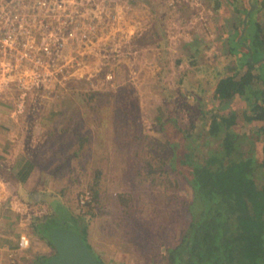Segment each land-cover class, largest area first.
<instances>
[{
	"label": "rangeland",
	"instance_id": "1",
	"mask_svg": "<svg viewBox=\"0 0 264 264\" xmlns=\"http://www.w3.org/2000/svg\"><path fill=\"white\" fill-rule=\"evenodd\" d=\"M245 1L222 0L220 8L216 0H102L108 10L97 34L92 23L78 26L77 12L86 14L73 10L78 0L53 1L68 9L60 13L67 17L64 26L57 19L53 24L50 50L44 49L45 33H33L32 57L21 73L0 77V119L9 139L2 146L11 158L15 151L32 158L36 167L21 211L30 244L1 252L0 264H28L46 249L55 255L32 225L34 215L52 211L47 196L53 192L89 220L88 242L107 264H162L165 246L177 245L187 230L193 189L177 171L171 172L173 185L157 179L153 186L139 169L164 146L160 109L164 118L179 114L184 128L194 120L186 105L196 110L201 96L208 109L240 110V97L216 95L210 76L213 67L226 75L238 67L240 47L229 53L228 41L235 32L240 39L245 5L259 23L257 5L251 0V9ZM166 126L173 137L183 135ZM129 129L141 139L135 141ZM81 135L89 139L80 149ZM2 170L9 175L7 166ZM92 187L99 190L96 197Z\"/></svg>",
	"mask_w": 264,
	"mask_h": 264
},
{
	"label": "trees",
	"instance_id": "2",
	"mask_svg": "<svg viewBox=\"0 0 264 264\" xmlns=\"http://www.w3.org/2000/svg\"><path fill=\"white\" fill-rule=\"evenodd\" d=\"M256 22L251 15L244 25L242 40L235 35L237 32L229 37V53L236 54L240 47V61L234 73L226 75L213 67L212 76L209 75L217 81L216 95L227 99L240 97V110L208 109L203 96H195L199 98L196 110L191 104L186 105L194 120L185 128L179 114L169 112L164 118L159 110L158 118L163 119L160 129L165 128L166 140L155 155L149 153L150 158L139 170L152 178L153 186L157 179L173 185L171 172L177 171L193 189L187 230L177 245L165 246L162 264H261V260L264 264V62L254 63L264 57V29ZM242 42L249 44L254 61ZM237 75L240 77L236 78ZM169 123L183 135L173 137L166 126ZM251 124L254 126L249 127ZM127 131L135 136V141L141 139L139 131L136 135L131 129ZM88 139V135L79 137L80 149ZM118 152L127 159L125 152ZM91 189L96 197L99 190ZM125 196L119 194L124 205L128 201ZM47 197L54 205L51 212L32 217L36 232L54 245L52 230L71 229L81 236L99 264H107L88 242L89 220L74 213L57 193ZM257 242L260 244L256 246ZM52 257L35 256L29 264H45Z\"/></svg>",
	"mask_w": 264,
	"mask_h": 264
},
{
	"label": "built area",
	"instance_id": "3",
	"mask_svg": "<svg viewBox=\"0 0 264 264\" xmlns=\"http://www.w3.org/2000/svg\"><path fill=\"white\" fill-rule=\"evenodd\" d=\"M53 1L59 0H0V77L21 73L24 65L32 57L30 43L36 41L32 37L33 33L44 32L43 42H46L44 49L50 50L49 43H53V24L56 19L65 23L67 17L64 14L63 19L60 13L68 9L65 3L58 4ZM101 1L78 0L73 10L87 14L77 12L82 16L78 19V26L92 23L89 27L97 34L102 28L101 25L105 24L102 12L108 10L100 4ZM64 23L60 26L63 27ZM29 244L27 236L22 235L20 247H27Z\"/></svg>",
	"mask_w": 264,
	"mask_h": 264
},
{
	"label": "crops",
	"instance_id": "4",
	"mask_svg": "<svg viewBox=\"0 0 264 264\" xmlns=\"http://www.w3.org/2000/svg\"><path fill=\"white\" fill-rule=\"evenodd\" d=\"M213 1L215 3V0ZM250 1L251 0H248V5L251 4L249 3ZM252 1L255 2V0ZM221 2L222 0H216V3L219 4L220 8L222 7ZM246 2L247 0L244 2V4H246ZM257 3H255V5H259V7L258 9H256V14L261 12V15L258 14V21L259 24L264 27V1H259ZM215 4H213L212 7L211 4L209 5V12L213 11L212 9ZM240 10H243L242 4H240ZM1 120L2 119H0V252L11 253L20 249V238L25 233L23 232L25 228L22 227V224L25 220L24 218H22L21 211H23L25 208L24 202H29V200L24 199L26 197L25 195L23 196V194L28 193L27 182H29L31 178L36 174V171L34 170L36 169V167L34 166V161L30 157L23 158V155H20L18 153L16 154V151L13 154L12 158L11 156L6 154L7 150L3 148L2 143H7V141H9L8 135L6 134L8 132L5 130V128L2 127ZM11 122L12 124L15 123L13 119H11ZM6 155L8 158L7 161L4 160V157ZM14 155L19 159H16ZM5 166H7V168L9 169V173L11 175V177L9 178L7 177L9 175L5 174V172L2 170ZM10 214L13 215L9 216ZM20 214L21 216H19ZM27 233L28 235H30L29 231H27ZM27 238L30 241V238ZM53 252H55L53 251V249H46L43 254L45 256L52 257L54 255ZM30 261L28 260V264Z\"/></svg>",
	"mask_w": 264,
	"mask_h": 264
},
{
	"label": "water",
	"instance_id": "5",
	"mask_svg": "<svg viewBox=\"0 0 264 264\" xmlns=\"http://www.w3.org/2000/svg\"><path fill=\"white\" fill-rule=\"evenodd\" d=\"M254 3L255 2H252V6L255 7ZM256 8H258V6ZM251 12L252 11L248 9V6H245V13L242 21L243 25L247 24L248 17L252 15ZM245 32L246 28L243 26L240 34L241 40ZM242 44V46H244V48L250 53V60L254 61L253 51L249 44L246 42H242ZM260 62H264V57L254 63L259 64ZM50 236L57 250V254L50 258L45 264H99L92 251L85 244L81 236L75 231L58 228L52 230Z\"/></svg>",
	"mask_w": 264,
	"mask_h": 264
},
{
	"label": "flooded vegetation",
	"instance_id": "6",
	"mask_svg": "<svg viewBox=\"0 0 264 264\" xmlns=\"http://www.w3.org/2000/svg\"><path fill=\"white\" fill-rule=\"evenodd\" d=\"M261 63H263V62H260L259 64H261ZM57 251V250H56ZM56 254H57V252L55 253V255L54 256H56Z\"/></svg>",
	"mask_w": 264,
	"mask_h": 264
}]
</instances>
